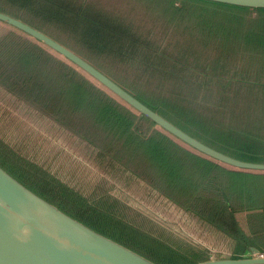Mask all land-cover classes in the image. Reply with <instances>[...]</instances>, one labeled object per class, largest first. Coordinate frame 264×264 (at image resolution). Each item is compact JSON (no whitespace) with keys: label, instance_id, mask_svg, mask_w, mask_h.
<instances>
[{"label":"trees","instance_id":"obj_1","mask_svg":"<svg viewBox=\"0 0 264 264\" xmlns=\"http://www.w3.org/2000/svg\"><path fill=\"white\" fill-rule=\"evenodd\" d=\"M0 12L65 46L191 137L264 163V9L207 0H0ZM0 105L8 116L0 167L77 221L156 264L211 259L210 250L114 197L117 185L170 217L154 205L165 200L219 235L229 253L217 259L250 247L264 256V171L198 152L1 21ZM15 130L45 131L104 181L71 185L18 147Z\"/></svg>","mask_w":264,"mask_h":264},{"label":"water","instance_id":"obj_2","mask_svg":"<svg viewBox=\"0 0 264 264\" xmlns=\"http://www.w3.org/2000/svg\"><path fill=\"white\" fill-rule=\"evenodd\" d=\"M215 3L264 9V0H207ZM6 23L48 46L88 73L140 114L183 143L229 166L264 171V163L238 160L221 153L191 137L136 99L106 75L65 46L34 27L0 12ZM83 166H87L83 161ZM115 197V195L113 194ZM117 197V196H116ZM126 206L141 214L152 215L159 225L180 236L167 219L145 208L125 194ZM145 213V214H144ZM150 217V216H149ZM153 220V221H154ZM154 221V222H155ZM171 228L174 230H171ZM0 264H156L135 251L98 233L67 215L55 205L38 196L0 167ZM196 264H264V256L255 247L242 258L210 259Z\"/></svg>","mask_w":264,"mask_h":264},{"label":"rangeland","instance_id":"obj_3","mask_svg":"<svg viewBox=\"0 0 264 264\" xmlns=\"http://www.w3.org/2000/svg\"><path fill=\"white\" fill-rule=\"evenodd\" d=\"M4 108L0 105V124L3 121H7L8 120V116L6 113H4ZM42 135H47V133L43 130H34V133L29 135V132L26 135H23V133L19 130H15L12 131V137L16 138L17 140H20V142H16L17 144H22L19 145L18 147H25V148H21V149H27V151L29 153H31L32 155H34L36 157V159H38L39 161L43 162V163H52V167L55 169L54 171H56L58 174L59 173H63V171L66 168H61V166H57L56 163H54V157L55 155L60 152L58 149H62L65 153H67L68 157L74 162V165L77 166V164H81L82 161L84 162V160L77 156L75 153L72 152V150L67 149L66 147L63 146V144H61L60 142L57 141V139H54V141H50V140H44V137H40ZM8 138L10 139V135L7 134ZM48 136V135H47ZM48 143L53 144L52 147H48ZM60 144V145H59ZM51 151V152H50ZM62 151V152H63ZM56 152V154H54ZM60 162V161H59ZM87 166L86 168L88 170H92L94 173H97L98 175H100V177H102V174L98 173L95 169H93L92 167H90L86 162H84ZM85 167V166H84ZM66 173H70V176H73L75 178V181H71V185L79 187V182H83V185L87 186L88 188H90L93 185V178L92 176H87L84 177L81 175V173H84L83 171H79L78 168H74V166L69 167L68 169H66ZM81 179V180H80ZM77 181H79L77 183ZM97 181L95 180V183ZM74 183V184H73ZM135 186V185H134ZM81 187V186H80ZM113 194L115 195L116 198L121 199L122 201H124L125 203H127V198L125 197V194L128 195V197H130V199L134 200V201H129V205L132 206L131 203H140V204H144L145 208L147 209H151L152 211H156L154 210L152 207H150L149 205H147L146 203H144L143 201H141L140 199H138L137 197L133 196L129 191H127L124 187H119L116 185V187L113 189ZM161 204H165V208H168L169 206L172 205H168L165 200H160ZM123 202V203H124ZM128 204V203H127ZM155 205V204H154ZM173 207V211L170 214V218L172 217V219H178V225L173 223L172 221H169V219L167 217V222H169V226H173L176 227V229H178V231H180V237H182L183 239H185L188 243L193 244L195 246H199L201 248H206L208 250H210L212 252L211 255V259H217L216 256L219 255L221 257H226L229 253V248L226 245L225 241H220V236L217 235L216 233H212V232H206L205 229L202 228H198L197 226L193 225L194 222L189 221L190 219H188L187 214H184L182 211L177 210L174 206ZM181 213V218H177V215H180ZM157 214H159L158 212H156ZM145 214V213H144ZM148 216V218H150L151 220H154L152 215L150 214H146ZM162 215V214H160ZM145 216V215H144ZM150 216V217H149ZM163 216V215H162ZM153 217V218H152ZM164 217V216H163ZM183 219V220H181ZM155 221V220H154ZM156 222V221H155ZM171 230H173L171 228ZM170 231V230H168ZM174 231V230H173ZM203 231V232H202ZM171 232V231H170ZM221 242V244L219 243ZM220 244V245H219ZM245 253H234L232 255L237 256V258H242L244 256ZM220 259V258H219ZM221 259H226V258H221Z\"/></svg>","mask_w":264,"mask_h":264},{"label":"flooded vegetation","instance_id":"obj_4","mask_svg":"<svg viewBox=\"0 0 264 264\" xmlns=\"http://www.w3.org/2000/svg\"><path fill=\"white\" fill-rule=\"evenodd\" d=\"M40 137H44L43 139L44 140H50V141H54V139H52V138H50V136H47V135H42V136H40ZM59 142V141H58ZM49 145H48V147H52L53 146V144H50V143H48ZM60 145V144H59ZM60 152H58L57 154H56V152L54 153V154H56L55 155V157L53 158L54 159V163H56V165L57 166H61V168H66V169H68L69 167H73L74 166V168H78V170L81 172V171H83L84 173H81V175L82 176H84V177H86L87 176V178H88V176H92V177H94L93 178V184H97V183H99V182H102V181H104L103 180V178H104V176L102 175V177H100V175H98L97 173H94L91 169L90 170H88L87 168H86V166L84 167L83 165H81V164H77V166H75L74 165V162L68 157V155H67V153H65L62 149H58ZM63 151V152H62ZM51 152V151H50ZM60 161V162H59ZM61 164V165H60ZM50 166H51V168H52V170H55L53 167H52V163L50 164ZM66 169L63 171V173L64 174H62V173H59L60 175H61V177H64L69 183H71V181H75V178L73 177V176H70V173H66ZM56 172V171H55ZM81 180V179H80ZM95 180L97 181L96 183H95ZM76 182V181H75ZM79 181H77V183H78ZM72 184V183H71ZM74 184V183H73ZM107 184H111V181L109 182H107ZM79 185L80 186H84V187H87V186H85V185H83V182L81 181V182H79ZM150 194V196L152 197V198H157L155 195H153L152 193H149ZM170 205V204H169ZM155 206L156 207H161L162 209H164V210H167V212H169L170 214H171V212L174 210L173 209V207L172 206H169L168 208H165L164 206H165V204L163 203V204H161V201L160 200H158V201H156V204H155ZM154 209V208H153ZM155 210V209H154ZM155 212H158L159 214H162V212L160 211V210H156ZM180 213V212H179ZM164 217H167L168 219H169V221H172L173 223H175V224H177V226L179 225L178 224V222H177V220L176 219H171L167 214H162ZM161 215V216H162ZM177 218H181L182 216H181V213H180V215H177L176 216ZM166 218V219H167ZM189 219V218H188ZM181 220H183V219H181ZM189 221H191V220H189ZM180 226V225H179Z\"/></svg>","mask_w":264,"mask_h":264}]
</instances>
